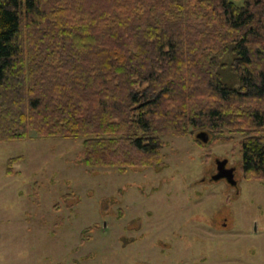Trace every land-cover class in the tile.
I'll use <instances>...</instances> for the list:
<instances>
[{
  "label": "trees",
  "instance_id": "obj_1",
  "mask_svg": "<svg viewBox=\"0 0 264 264\" xmlns=\"http://www.w3.org/2000/svg\"><path fill=\"white\" fill-rule=\"evenodd\" d=\"M195 131L242 136L264 181V0H0V142L82 137L123 173Z\"/></svg>",
  "mask_w": 264,
  "mask_h": 264
},
{
  "label": "rangeland",
  "instance_id": "obj_2",
  "mask_svg": "<svg viewBox=\"0 0 264 264\" xmlns=\"http://www.w3.org/2000/svg\"><path fill=\"white\" fill-rule=\"evenodd\" d=\"M200 132L123 173L86 166L82 137L0 142V264H264V181L243 178L242 136ZM221 160L237 187L212 180Z\"/></svg>",
  "mask_w": 264,
  "mask_h": 264
},
{
  "label": "water",
  "instance_id": "obj_3",
  "mask_svg": "<svg viewBox=\"0 0 264 264\" xmlns=\"http://www.w3.org/2000/svg\"><path fill=\"white\" fill-rule=\"evenodd\" d=\"M196 139L200 140L203 144L208 143V134L206 132H200L196 134ZM227 160H221L216 163V173L212 176L213 181L226 180L230 185H235L234 168H226Z\"/></svg>",
  "mask_w": 264,
  "mask_h": 264
},
{
  "label": "flooded vegetation",
  "instance_id": "obj_4",
  "mask_svg": "<svg viewBox=\"0 0 264 264\" xmlns=\"http://www.w3.org/2000/svg\"><path fill=\"white\" fill-rule=\"evenodd\" d=\"M212 176H213V175H212ZM222 180L226 182V180H224V179H222ZM226 183H227V182H226ZM227 185L232 186V185H230L229 183H227ZM232 187H237V183H236L235 185H233Z\"/></svg>",
  "mask_w": 264,
  "mask_h": 264
},
{
  "label": "bare ground",
  "instance_id": "obj_5",
  "mask_svg": "<svg viewBox=\"0 0 264 264\" xmlns=\"http://www.w3.org/2000/svg\"><path fill=\"white\" fill-rule=\"evenodd\" d=\"M213 63V62H212ZM214 64V63H213ZM69 68V67H68ZM72 72V71H71ZM210 118V117H209Z\"/></svg>",
  "mask_w": 264,
  "mask_h": 264
}]
</instances>
